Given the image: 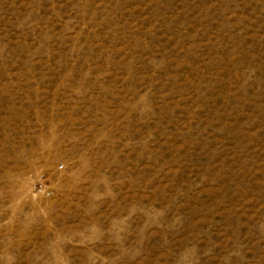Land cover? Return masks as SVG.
Returning a JSON list of instances; mask_svg holds the SVG:
<instances>
[{"label":"rangeland","instance_id":"1","mask_svg":"<svg viewBox=\"0 0 264 264\" xmlns=\"http://www.w3.org/2000/svg\"><path fill=\"white\" fill-rule=\"evenodd\" d=\"M0 264H264V0H0Z\"/></svg>","mask_w":264,"mask_h":264},{"label":"built area","instance_id":"2","mask_svg":"<svg viewBox=\"0 0 264 264\" xmlns=\"http://www.w3.org/2000/svg\"><path fill=\"white\" fill-rule=\"evenodd\" d=\"M34 190L36 193L42 195L43 197H50L51 196V191H49L45 186L39 184L34 186Z\"/></svg>","mask_w":264,"mask_h":264}]
</instances>
